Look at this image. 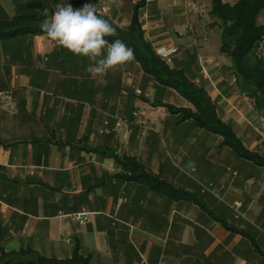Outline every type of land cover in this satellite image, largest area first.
Returning a JSON list of instances; mask_svg holds the SVG:
<instances>
[{
	"label": "crops",
	"instance_id": "1",
	"mask_svg": "<svg viewBox=\"0 0 264 264\" xmlns=\"http://www.w3.org/2000/svg\"><path fill=\"white\" fill-rule=\"evenodd\" d=\"M31 1L0 0V22ZM44 1L48 13L59 2ZM129 1L109 0L106 15L118 28L140 0ZM203 1L145 0L140 21L144 11L153 24L145 39L207 92L248 151L264 157V111L219 51L220 30ZM68 2L76 8L84 0ZM193 29L205 42L200 54L170 55L192 42ZM89 64L46 35L0 40V253L30 249L63 260L78 247L92 264H264V169L194 122L176 124L164 105L178 94L134 59L103 75ZM124 156L194 201L118 178ZM81 211L89 221L73 222Z\"/></svg>",
	"mask_w": 264,
	"mask_h": 264
},
{
	"label": "trees",
	"instance_id": "2",
	"mask_svg": "<svg viewBox=\"0 0 264 264\" xmlns=\"http://www.w3.org/2000/svg\"><path fill=\"white\" fill-rule=\"evenodd\" d=\"M144 6L145 0L134 4L129 24L124 28L113 25L116 34L106 39L109 42L122 40L134 50V60L146 76H150L161 88H170L188 101L189 107L165 105L176 124L194 122L206 133L219 136L222 146L229 148L236 156L264 169V157L257 152L248 151L232 127L221 121L207 92L189 80L185 69L172 68L163 56L156 53L152 44L147 42L139 14ZM47 7L49 1L32 0L19 8L10 20L0 22V40L21 34L46 35L40 25L46 18L43 13ZM263 12L264 0H237L231 4L224 0H210V25L220 30L219 51L230 59L233 76L241 83L246 95L254 99L256 109L260 111H264V53L258 51L264 44V24L258 23V20ZM48 16H51V12ZM103 18L108 19L107 15ZM120 165L125 173L117 177L124 181L145 185L151 191L174 201H194V196L189 192L176 187L159 174L150 173L135 157L124 156ZM19 256L27 257L26 261L13 260ZM14 261V264H92L90 255L82 256L78 247L69 258L63 260L41 257L30 249L19 253H0L1 264Z\"/></svg>",
	"mask_w": 264,
	"mask_h": 264
},
{
	"label": "clouds",
	"instance_id": "3",
	"mask_svg": "<svg viewBox=\"0 0 264 264\" xmlns=\"http://www.w3.org/2000/svg\"><path fill=\"white\" fill-rule=\"evenodd\" d=\"M43 15L46 18L40 27L49 41L76 56L87 57L89 72L103 75L135 58L134 50L122 40L106 39L116 34V28L98 13L91 0H84L76 8L68 0H59L50 17L47 10Z\"/></svg>",
	"mask_w": 264,
	"mask_h": 264
},
{
	"label": "rangeland",
	"instance_id": "4",
	"mask_svg": "<svg viewBox=\"0 0 264 264\" xmlns=\"http://www.w3.org/2000/svg\"><path fill=\"white\" fill-rule=\"evenodd\" d=\"M129 3H132V0H130ZM202 6H203V12H204L203 14L205 15V10H206V7H207V1L206 0L203 1ZM127 12H128V8H127ZM141 14H142V18H143L142 19V27L145 28V33L149 34L150 33L149 32L150 31L149 27H153V24L152 23L149 24V22H152V21H149L150 18L148 16L149 15L148 12L146 13L147 14L146 18L144 17V15H145L144 11H142ZM211 23H212V21L210 20L209 24H211ZM259 23H263L264 24V17L260 18ZM206 27H204V29H207ZM204 29H203V31H204ZM192 31L194 32L193 33L194 34V38L191 39L192 42L190 44H182V45H176L175 47H171L170 50H169V52L171 53L170 55L182 54V55H186L187 56V55H190V54H192V55L195 54V55L198 56L200 54V51L204 48L205 42H199L198 39H201V37H197L196 36L195 29H193ZM216 50H217L216 47L212 48L213 53L216 52ZM258 52L264 53V44L261 45V48H260V50ZM201 56H203V55L201 54ZM135 94H136V92H135ZM141 94L142 93L140 91V94H136V95L140 96ZM171 105L176 106V107H179V106L189 107L190 106L188 101L185 100L183 97H181L179 94H178V96H176V100H172L171 101ZM208 134H210L211 136H213L215 138H220L219 136L212 135L209 132H208Z\"/></svg>",
	"mask_w": 264,
	"mask_h": 264
},
{
	"label": "built area",
	"instance_id": "5",
	"mask_svg": "<svg viewBox=\"0 0 264 264\" xmlns=\"http://www.w3.org/2000/svg\"><path fill=\"white\" fill-rule=\"evenodd\" d=\"M93 2L98 10V13L104 17V15L107 14L108 9H109V0H91ZM136 94H140V91H136ZM205 190H207L205 188ZM71 219L75 223H84L89 221V217L85 211H81L79 213L73 214L71 216Z\"/></svg>",
	"mask_w": 264,
	"mask_h": 264
}]
</instances>
